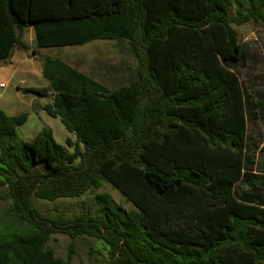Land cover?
<instances>
[{
    "label": "trees",
    "instance_id": "16d2710c",
    "mask_svg": "<svg viewBox=\"0 0 264 264\" xmlns=\"http://www.w3.org/2000/svg\"><path fill=\"white\" fill-rule=\"evenodd\" d=\"M247 23L264 29V0H239L234 16L230 0H0V64L27 47L26 27L38 48L115 40L138 62L110 87L45 57L48 85L24 91L53 97L43 108L74 134L65 145L50 128L22 140L29 114L0 110V188L12 201L0 264H72L48 247L57 233L104 241L107 264H264V175L245 170L248 123L264 100L246 92L234 27ZM103 181L135 208L105 192L96 212L69 218L34 203Z\"/></svg>",
    "mask_w": 264,
    "mask_h": 264
},
{
    "label": "rangeland",
    "instance_id": "374dc122",
    "mask_svg": "<svg viewBox=\"0 0 264 264\" xmlns=\"http://www.w3.org/2000/svg\"><path fill=\"white\" fill-rule=\"evenodd\" d=\"M239 0H230L231 15L236 14ZM239 38L245 45L246 62L239 67L242 80L251 98L259 101L264 98V29L254 23L241 26L234 25ZM22 41L27 45L17 46L11 63L0 64V110L9 115L29 114L26 123L18 128L19 137L24 141H31L38 132L50 128L55 140L65 145L68 137L74 138L59 117H52L43 108L53 101L50 95H38L26 92L24 88L44 87L48 80L43 76V62L45 57L60 58L85 72L100 82L113 87L121 83H128L137 68V60L127 45L115 40H95L85 45L42 47L36 44L33 27H26L21 33ZM36 49V54L32 50ZM29 59V60H28ZM14 71V74L12 72ZM18 86L20 89H18ZM248 155L251 171L264 175V115L260 114L249 121ZM72 150L71 148H69ZM108 193L115 203L126 210L134 209L129 201L111 183L103 181L102 186L89 191L80 197L59 198L55 201L35 198L36 207L48 217H72L82 212H96L98 205L96 194ZM12 204L7 197V188H0V231L5 229L6 219L4 211ZM57 256L67 259L72 255V264H107L109 261L108 246L104 241L92 236L71 237L67 234H54L48 243Z\"/></svg>",
    "mask_w": 264,
    "mask_h": 264
},
{
    "label": "crops",
    "instance_id": "0c3cea01",
    "mask_svg": "<svg viewBox=\"0 0 264 264\" xmlns=\"http://www.w3.org/2000/svg\"><path fill=\"white\" fill-rule=\"evenodd\" d=\"M244 45V44H243ZM244 49H245V45H244ZM246 51V50H245ZM32 52H33V50H32ZM33 54H36V53H34L33 52ZM14 55V54H13ZM246 55H247V52H246ZM13 57V56H12ZM29 60V59H28ZM9 63H11L10 61H8ZM12 74H14V71L12 72ZM241 79H242V75H241ZM243 81V80H242ZM1 83H4V82H1ZM0 83V84H1ZM5 84V83H4ZM6 85V84H5ZM19 87V86H18ZM18 89H20V88H18ZM252 100H254L253 98H252ZM260 100H264V98H263V96L261 97V99ZM259 100V101H260ZM255 101H257V100H255ZM260 114H262V115H264V106L262 107V108H260L259 109V111H258V115H260ZM258 117V116H257ZM256 118L254 117V120H255ZM251 120V119H250ZM248 138H249V123H248V137H247V144H248V147H249V143H248ZM248 151V150H247ZM247 157H248V159H246V161H245V170H247V171H249V172H253V173H255L254 171H251V167H250V165H248V167H249V169L250 170H248V169H246L247 167V160H249V163H251V161H250V159H249V155H248V152H247ZM240 188L241 189H244V190H246V189H248L249 188V186H247V185H241L240 184Z\"/></svg>",
    "mask_w": 264,
    "mask_h": 264
},
{
    "label": "built area",
    "instance_id": "2783aa9c",
    "mask_svg": "<svg viewBox=\"0 0 264 264\" xmlns=\"http://www.w3.org/2000/svg\"><path fill=\"white\" fill-rule=\"evenodd\" d=\"M0 86H1V87H5L6 85H5L4 83H1Z\"/></svg>",
    "mask_w": 264,
    "mask_h": 264
}]
</instances>
